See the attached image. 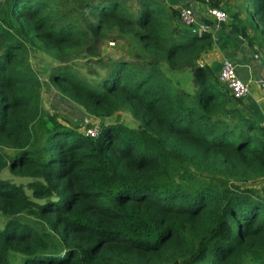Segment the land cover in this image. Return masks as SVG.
<instances>
[{"label":"trees","instance_id":"trees-1","mask_svg":"<svg viewBox=\"0 0 264 264\" xmlns=\"http://www.w3.org/2000/svg\"><path fill=\"white\" fill-rule=\"evenodd\" d=\"M244 1L241 37L263 54L264 0ZM134 2L135 14L123 0H0V172L27 178L0 175V264H264V196L240 184L264 176L261 123L200 60L209 29L175 24L163 0ZM109 33L132 59L108 58L90 83L67 61ZM29 45L58 60L47 80L63 97L103 117L95 136L40 128ZM185 70L192 91L173 78ZM118 108L138 125L104 121Z\"/></svg>","mask_w":264,"mask_h":264},{"label":"rangeland","instance_id":"rangeland-1","mask_svg":"<svg viewBox=\"0 0 264 264\" xmlns=\"http://www.w3.org/2000/svg\"><path fill=\"white\" fill-rule=\"evenodd\" d=\"M64 3L65 0H58ZM216 0L217 7L223 10L226 15H228L227 4H233L236 7H242L245 10L246 2L244 0ZM124 5L127 10L131 13H136V4L134 0H123ZM71 4V3H70ZM75 4V3H73ZM234 10V8H232ZM249 31H248V30ZM245 31L250 34L252 32L251 28H246ZM112 34L109 33V37L95 41L93 46L97 47L96 54H89L85 50L73 53L68 59V63L74 67L79 75L88 80L90 83H99L104 77L106 68L108 67L107 59L115 58L121 56L123 58L132 59L130 50V44L128 45L125 37L116 38L113 43H109ZM256 47V44H255ZM264 57V53H263ZM27 58L31 67L35 70L37 76L41 82L40 94H41V105L42 115L39 118L38 124L42 127H48L53 122L64 123L67 126L78 127L81 130H85L86 127H96L97 131L99 129V121L103 117L97 118L92 115L84 113L82 107H79L71 100L63 97L55 87L48 82L47 74L49 66L51 64L57 63L58 60L52 54L42 51L39 48L28 46ZM99 58H104L103 61ZM106 63L104 64V62ZM237 71V70H236ZM177 73L173 74V78L177 81L178 85H181L187 91L193 90V82L190 71H183L179 75ZM171 77V75H170ZM84 117V118H83ZM104 121H120L129 126H137L139 121L131 115V113L126 108H118L114 110L108 117H105ZM2 177L9 178L14 182L24 183L27 178L19 177L8 172L6 168H3L0 172ZM212 179L218 180L219 175H210ZM208 177V176H207ZM233 180V179H230ZM234 181V180H233ZM240 182V181H239ZM243 186H248L253 188L254 192L260 196H264V176L259 178H254L253 180L240 182ZM24 219L30 221L32 225L39 231L48 230L46 225L35 218L30 216H23ZM3 220V216L0 214V224ZM49 232V231H48ZM50 233V232H49ZM50 240H52L50 238ZM15 261H19L17 256H13Z\"/></svg>","mask_w":264,"mask_h":264},{"label":"crops","instance_id":"crops-1","mask_svg":"<svg viewBox=\"0 0 264 264\" xmlns=\"http://www.w3.org/2000/svg\"><path fill=\"white\" fill-rule=\"evenodd\" d=\"M163 2L175 9L188 4L197 14L196 18L203 16L211 22L209 26L204 25V28L210 30L212 42L208 49L201 53L200 60L211 67L216 74L221 61L228 59L233 64L236 75L247 84L245 95L239 99L231 98V103L258 123L264 121V84L259 83V80H264V57L260 52L256 53L253 50L255 45L252 46L253 48L248 47L241 37L239 28L241 22L248 19V8L244 7L245 10H242V7L227 4L226 10L229 14L223 22L216 24L207 13L209 6L206 1L163 0ZM226 3H228L227 0ZM233 12L236 13V17H233ZM174 23L180 24L177 17Z\"/></svg>","mask_w":264,"mask_h":264},{"label":"built area","instance_id":"built-area-1","mask_svg":"<svg viewBox=\"0 0 264 264\" xmlns=\"http://www.w3.org/2000/svg\"><path fill=\"white\" fill-rule=\"evenodd\" d=\"M207 13L214 19L215 23L223 22L227 15L226 13L217 7H208ZM196 14L190 5H181L178 8V18L179 21L185 25L196 24L192 30L204 29V25L198 22ZM112 43V41H109ZM217 78L220 82H223L228 88L229 94L233 98H241L247 92V84L236 76L233 68V64L228 59H223L217 71ZM261 126L264 131V121L261 122ZM84 133L90 136H95L97 134L96 127H86Z\"/></svg>","mask_w":264,"mask_h":264},{"label":"water","instance_id":"water-1","mask_svg":"<svg viewBox=\"0 0 264 264\" xmlns=\"http://www.w3.org/2000/svg\"><path fill=\"white\" fill-rule=\"evenodd\" d=\"M202 23V21H200ZM259 83L264 84V80H259Z\"/></svg>","mask_w":264,"mask_h":264},{"label":"clouds","instance_id":"clouds-1","mask_svg":"<svg viewBox=\"0 0 264 264\" xmlns=\"http://www.w3.org/2000/svg\"><path fill=\"white\" fill-rule=\"evenodd\" d=\"M197 15V14H196ZM198 20V19H197ZM98 132V131H97Z\"/></svg>","mask_w":264,"mask_h":264}]
</instances>
